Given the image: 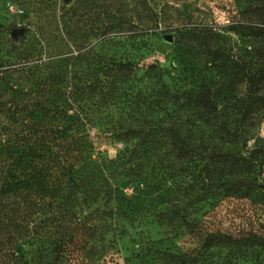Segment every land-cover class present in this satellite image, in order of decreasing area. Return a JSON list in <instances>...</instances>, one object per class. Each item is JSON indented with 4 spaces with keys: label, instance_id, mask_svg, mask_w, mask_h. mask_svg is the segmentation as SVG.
Listing matches in <instances>:
<instances>
[{
    "label": "trees",
    "instance_id": "16d2710c",
    "mask_svg": "<svg viewBox=\"0 0 264 264\" xmlns=\"http://www.w3.org/2000/svg\"><path fill=\"white\" fill-rule=\"evenodd\" d=\"M11 1L28 18L16 38L0 23V264H106L109 237L149 218L194 246L140 236L128 264H264V145L198 141L196 122L220 112L211 86L144 84L120 52L156 31L155 0ZM237 2L264 49V0ZM196 31L217 70L245 82L241 118L264 116V66L245 70ZM230 198L250 209L232 227L206 225Z\"/></svg>",
    "mask_w": 264,
    "mask_h": 264
},
{
    "label": "rangeland",
    "instance_id": "374dc122",
    "mask_svg": "<svg viewBox=\"0 0 264 264\" xmlns=\"http://www.w3.org/2000/svg\"><path fill=\"white\" fill-rule=\"evenodd\" d=\"M70 3L71 0L61 2L67 6ZM151 4L157 11L161 10L156 31L148 39L139 38L120 49L124 56L135 61V77L144 84L151 77H160L173 91L201 85L211 86L220 112L210 121L196 122L193 128L197 140H209L218 147L235 153L263 146L264 116L241 118V113L246 111L243 106L246 97L245 82H237L235 74L228 76L220 73L198 43L200 38L191 39L186 33L193 28L197 29L196 32L206 33L210 46L226 50L245 70L262 68L264 49L260 37H253L249 28L244 27L252 22L243 9L244 5L239 6L237 0H155ZM27 16L21 9L16 10L11 0H0V23L5 27L23 26ZM183 25L185 27H181ZM176 27L183 28L184 33L176 30ZM165 34L172 36L171 42L164 38ZM220 122H225L234 134L224 135L218 129ZM243 130L249 133L242 135ZM103 148L109 156H114L117 151L112 144L103 145ZM246 209L250 208L236 199H227L207 215L206 225L232 227L233 217ZM140 236H149L152 240L163 239L166 245L180 250L194 246L189 236H175L168 228L149 218L129 228L126 235L109 237L113 247L112 253L106 258V264H128L125 259ZM19 250L26 259H30L31 248L26 243ZM22 262L19 259L13 264ZM28 262L31 264L33 261Z\"/></svg>",
    "mask_w": 264,
    "mask_h": 264
},
{
    "label": "water",
    "instance_id": "95a60500",
    "mask_svg": "<svg viewBox=\"0 0 264 264\" xmlns=\"http://www.w3.org/2000/svg\"><path fill=\"white\" fill-rule=\"evenodd\" d=\"M70 0H64V2H69ZM24 34V28H14L11 31V36L13 38H16L19 35H23ZM164 38L168 41L171 42L172 41V36L165 34Z\"/></svg>",
    "mask_w": 264,
    "mask_h": 264
}]
</instances>
